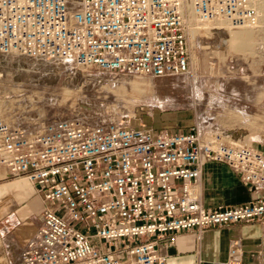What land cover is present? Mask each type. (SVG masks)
Returning a JSON list of instances; mask_svg holds the SVG:
<instances>
[{
  "label": "built area",
  "instance_id": "obj_1",
  "mask_svg": "<svg viewBox=\"0 0 264 264\" xmlns=\"http://www.w3.org/2000/svg\"><path fill=\"white\" fill-rule=\"evenodd\" d=\"M264 0H0V55L75 71L188 72L195 35L264 18ZM63 63V64H64ZM229 165L255 197L209 208L206 161ZM0 164L36 187L37 230L10 264H167L180 231L264 226V148L218 128L155 131L98 110L0 114ZM236 248L232 247V251ZM264 257V255H263Z\"/></svg>",
  "mask_w": 264,
  "mask_h": 264
},
{
  "label": "rangeland",
  "instance_id": "obj_2",
  "mask_svg": "<svg viewBox=\"0 0 264 264\" xmlns=\"http://www.w3.org/2000/svg\"><path fill=\"white\" fill-rule=\"evenodd\" d=\"M190 46L189 71L166 77L77 72L67 63L50 67L39 59L0 55V114L67 115L92 108L152 129L199 124L264 144V18L250 27L200 32ZM15 178L0 164V202ZM37 198L40 211L44 203Z\"/></svg>",
  "mask_w": 264,
  "mask_h": 264
},
{
  "label": "crops",
  "instance_id": "obj_3",
  "mask_svg": "<svg viewBox=\"0 0 264 264\" xmlns=\"http://www.w3.org/2000/svg\"><path fill=\"white\" fill-rule=\"evenodd\" d=\"M198 178L199 200L206 207L242 203L255 197L227 163L204 162ZM12 183L9 196L0 202V264H10L35 233L44 206L39 211L35 186L27 181ZM14 196L21 198L18 201ZM176 236L174 242L159 246L167 255V264H264V226L258 221L206 227L200 236L193 230L180 231Z\"/></svg>",
  "mask_w": 264,
  "mask_h": 264
},
{
  "label": "bare ground",
  "instance_id": "obj_4",
  "mask_svg": "<svg viewBox=\"0 0 264 264\" xmlns=\"http://www.w3.org/2000/svg\"><path fill=\"white\" fill-rule=\"evenodd\" d=\"M222 29V28H221ZM227 29V28H226ZM228 29H230V28H228ZM219 30V29H218ZM64 62H60V61H46V64L48 65H51L50 67H53V66H60V65H62ZM230 134V133H229ZM20 180H22V181H24L23 179H19V178H15V180L14 181H20Z\"/></svg>",
  "mask_w": 264,
  "mask_h": 264
}]
</instances>
